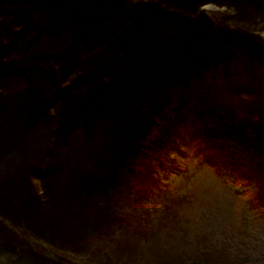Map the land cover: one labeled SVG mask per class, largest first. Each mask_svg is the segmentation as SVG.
<instances>
[{"label": "trees", "instance_id": "obj_1", "mask_svg": "<svg viewBox=\"0 0 264 264\" xmlns=\"http://www.w3.org/2000/svg\"><path fill=\"white\" fill-rule=\"evenodd\" d=\"M206 2L264 25V0H0V264L109 233L135 252L154 157L195 117L264 138V39Z\"/></svg>", "mask_w": 264, "mask_h": 264}, {"label": "rangeland", "instance_id": "obj_2", "mask_svg": "<svg viewBox=\"0 0 264 264\" xmlns=\"http://www.w3.org/2000/svg\"><path fill=\"white\" fill-rule=\"evenodd\" d=\"M219 7L205 11L264 39L259 19L237 22ZM206 127L218 125L195 117L155 155L151 193L136 216L135 252L122 250L115 233L89 238L77 250H49L72 264H264V138L249 130L240 148L218 142Z\"/></svg>", "mask_w": 264, "mask_h": 264}, {"label": "bare ground", "instance_id": "obj_3", "mask_svg": "<svg viewBox=\"0 0 264 264\" xmlns=\"http://www.w3.org/2000/svg\"><path fill=\"white\" fill-rule=\"evenodd\" d=\"M208 7H217V8H220L216 3L214 2H206V3H203L200 5V9H202L203 11H205V8H208ZM206 12V11H205Z\"/></svg>", "mask_w": 264, "mask_h": 264}]
</instances>
